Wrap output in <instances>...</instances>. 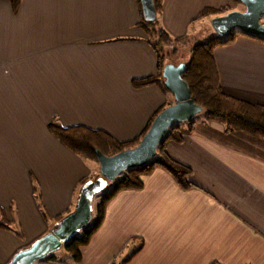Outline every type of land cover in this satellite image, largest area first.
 Listing matches in <instances>:
<instances>
[{
  "label": "crops",
  "instance_id": "1",
  "mask_svg": "<svg viewBox=\"0 0 264 264\" xmlns=\"http://www.w3.org/2000/svg\"><path fill=\"white\" fill-rule=\"evenodd\" d=\"M226 5L161 0L157 19L172 38L191 39L209 25L196 19L203 8ZM138 21L134 0H21L15 13L0 0V210L22 235L0 230V264L71 211L78 182L98 175L49 135L52 117L126 142L173 104L157 86L130 85L155 73ZM212 59L224 94L264 107V43L237 35ZM165 152L189 168L194 188L153 169L141 189L105 205L77 264H264V140L205 121Z\"/></svg>",
  "mask_w": 264,
  "mask_h": 264
},
{
  "label": "trees",
  "instance_id": "2",
  "mask_svg": "<svg viewBox=\"0 0 264 264\" xmlns=\"http://www.w3.org/2000/svg\"><path fill=\"white\" fill-rule=\"evenodd\" d=\"M3 1H6L11 12L15 13L21 0ZM134 1L139 15L138 27L145 36L143 41L151 49L155 58V73L149 77L132 80L130 85L133 89L157 86L165 93L166 90L162 86L161 78L162 67L167 63L170 64L169 59L175 57L177 53L176 46L185 42L187 36L172 38L161 28L159 20L157 19L160 14L161 0H151L155 11V20L151 23H146L142 20L138 0ZM229 1L240 4L239 0ZM229 11L227 6L215 9L203 8L198 13L196 19L213 18L224 15ZM237 35L264 43V39L241 34L236 31H232L222 37L213 35L206 41L195 44L190 48L188 52V62L184 64L185 67L180 78L187 85L190 99L193 104L201 108L200 115L203 120L217 122L221 124L227 132H241L251 137L264 140V107L228 96L224 94L219 87L217 73L212 59V51L216 47H223L232 43ZM168 106V103H164L151 116L143 130L132 140L126 142L117 141L103 131L91 130L80 125L64 128L58 123L55 117H52L48 121L46 129L49 135L72 155L82 160L91 161L97 165L94 151H98L105 157H110L120 151L133 148L146 133L154 117ZM195 117L187 122L170 126L158 143L154 158L150 159L142 167L127 169L121 172L108 184L107 188L99 194L100 196H98L94 208L92 209V219L88 227L72 237L61 248L66 254L65 257L69 258L68 263L59 260L52 254L34 264H77L80 260L79 249L87 245L91 235L100 226L105 205L120 191L141 189V178L148 175L153 169H161L167 173L182 191L194 188L190 180L191 172L189 168L171 159L165 152V146L168 143L180 144L183 139L193 131ZM89 179H91V176L81 179L77 184V190L81 184ZM77 190L74 192L75 194ZM33 192L35 204L43 221L49 222V218L45 214L41 204L40 194L36 186L33 188ZM60 218L61 216H56L52 219V224ZM0 230L12 232L18 239L22 238L20 232L11 230L10 226L5 222L1 210ZM140 247L141 244L137 247V250H139Z\"/></svg>",
  "mask_w": 264,
  "mask_h": 264
},
{
  "label": "water",
  "instance_id": "3",
  "mask_svg": "<svg viewBox=\"0 0 264 264\" xmlns=\"http://www.w3.org/2000/svg\"><path fill=\"white\" fill-rule=\"evenodd\" d=\"M142 20L151 23L155 11L151 0H138ZM243 11H230L213 17L209 26L216 37L232 31L264 39V0H239ZM185 65L166 64L162 67V86L171 94L173 104L161 110L152 120L148 130L131 149L120 151L110 157L94 151L98 175L81 184L76 192L72 210L54 222L48 231L25 248L15 252L6 264H34L58 252L62 246L79 232L85 230L92 219V200L102 193L121 172L139 168L155 156V149L167 129L187 122L200 114L201 108L193 104L187 85L180 75Z\"/></svg>",
  "mask_w": 264,
  "mask_h": 264
},
{
  "label": "rangeland",
  "instance_id": "4",
  "mask_svg": "<svg viewBox=\"0 0 264 264\" xmlns=\"http://www.w3.org/2000/svg\"><path fill=\"white\" fill-rule=\"evenodd\" d=\"M228 2H229V5L228 6L226 5V6L229 8L230 11H243L242 5L235 4L229 0H228ZM260 23L264 25V19H260ZM210 30L211 29H210L209 25L206 23L204 29H202V27L200 28V32L198 33L199 34L198 36L195 35L194 38L187 39L185 42L178 44L176 46L177 53H176L175 57H172V59H169L170 64H172V65H177L180 63L186 64L188 62V52H189L190 48L195 44L206 41L207 39H209L208 37H211L214 35V34H211ZM167 64H169V63H167ZM194 121L196 124L201 123V122H205V120L202 119V116L200 114H198L195 117ZM46 131H47V129H46ZM98 196H100V195L95 196L92 200V206H91L92 209L94 208V205L96 203ZM54 256L56 258H58L59 260L66 262V263H68V261H69V258L65 257L66 254L64 253V251L62 249H60L58 252L54 253ZM63 257H65V258H63Z\"/></svg>",
  "mask_w": 264,
  "mask_h": 264
},
{
  "label": "built area",
  "instance_id": "5",
  "mask_svg": "<svg viewBox=\"0 0 264 264\" xmlns=\"http://www.w3.org/2000/svg\"><path fill=\"white\" fill-rule=\"evenodd\" d=\"M261 19H264V14H263V16L261 17Z\"/></svg>",
  "mask_w": 264,
  "mask_h": 264
}]
</instances>
